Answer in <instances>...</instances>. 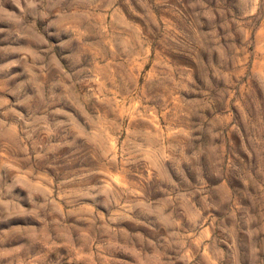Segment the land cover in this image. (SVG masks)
I'll return each instance as SVG.
<instances>
[{"label": "rangeland", "instance_id": "374dc122", "mask_svg": "<svg viewBox=\"0 0 264 264\" xmlns=\"http://www.w3.org/2000/svg\"><path fill=\"white\" fill-rule=\"evenodd\" d=\"M0 264H264V0H0Z\"/></svg>", "mask_w": 264, "mask_h": 264}]
</instances>
